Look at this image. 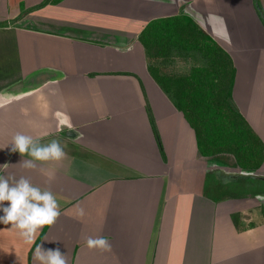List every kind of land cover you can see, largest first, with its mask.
I'll list each match as a JSON object with an SVG mask.
<instances>
[{
  "label": "crops",
  "instance_id": "obj_1",
  "mask_svg": "<svg viewBox=\"0 0 264 264\" xmlns=\"http://www.w3.org/2000/svg\"><path fill=\"white\" fill-rule=\"evenodd\" d=\"M179 16L231 58L233 103L264 144V25L252 1L0 0V175L51 190L61 213L32 244L0 223V264H35L38 245L68 264H264V161L245 170L230 154L202 156L149 73L141 33ZM178 56L198 64L173 72ZM200 64L173 50L159 73ZM18 132L57 140L66 156L26 169L31 157L11 150ZM88 236L111 250L88 249Z\"/></svg>",
  "mask_w": 264,
  "mask_h": 264
},
{
  "label": "trees",
  "instance_id": "obj_2",
  "mask_svg": "<svg viewBox=\"0 0 264 264\" xmlns=\"http://www.w3.org/2000/svg\"><path fill=\"white\" fill-rule=\"evenodd\" d=\"M256 11L264 24L258 5ZM2 26L6 23H0ZM139 40L155 63L149 66V73L193 129L200 154H230L240 168L259 169L264 161V144L233 103L235 70L229 55L185 16L151 22ZM173 50L196 55L201 64L187 76L160 74L159 60Z\"/></svg>",
  "mask_w": 264,
  "mask_h": 264
},
{
  "label": "clouds",
  "instance_id": "obj_3",
  "mask_svg": "<svg viewBox=\"0 0 264 264\" xmlns=\"http://www.w3.org/2000/svg\"><path fill=\"white\" fill-rule=\"evenodd\" d=\"M11 145L13 152H19L22 157H31L20 163L26 169L35 168V161H60L66 156L63 147L55 139L41 145L32 136L18 132ZM5 201L9 202L8 206H4ZM0 211L4 213L0 216V223L11 224V229L18 230L28 244L34 243L37 233L43 227L53 225L61 214L51 190H42L26 177L16 179L10 175H0ZM80 214L83 215V210ZM85 243L90 250H111L110 241L103 236H88ZM33 261L35 264H68V256L58 248L44 250L38 245L33 253Z\"/></svg>",
  "mask_w": 264,
  "mask_h": 264
},
{
  "label": "rangeland",
  "instance_id": "obj_4",
  "mask_svg": "<svg viewBox=\"0 0 264 264\" xmlns=\"http://www.w3.org/2000/svg\"><path fill=\"white\" fill-rule=\"evenodd\" d=\"M249 1H252V3L254 4V6L257 7L258 5V1L257 0H249ZM257 12V11H256ZM247 15V14H246ZM248 19H244L242 18V21H243V24H246L248 25V31H250V33H253V34H256L257 31H258V24L259 22H261V24H263V21L259 19V17H257L256 19L258 20V22L256 23L255 21H252L251 19H249V17H247ZM264 25V24H263ZM259 33V32H258ZM249 34V32H248ZM197 60V59H190V58H187V57H177L176 60H173L171 64H169V66H171L172 68V71L173 72H187L189 70V68L194 65V64H198V63H195L194 61Z\"/></svg>",
  "mask_w": 264,
  "mask_h": 264
}]
</instances>
